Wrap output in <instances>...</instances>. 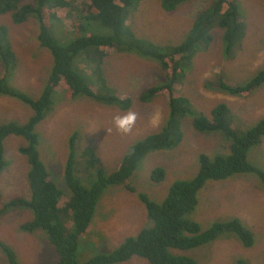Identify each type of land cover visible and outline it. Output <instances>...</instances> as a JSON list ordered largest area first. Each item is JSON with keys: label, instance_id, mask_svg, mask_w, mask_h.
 I'll return each instance as SVG.
<instances>
[{"label": "rangeland", "instance_id": "1", "mask_svg": "<svg viewBox=\"0 0 264 264\" xmlns=\"http://www.w3.org/2000/svg\"><path fill=\"white\" fill-rule=\"evenodd\" d=\"M237 1L246 22L242 47H235L227 53L225 31L215 28L211 45L199 50L190 67L185 69L186 76L179 91L191 101L195 110L209 117L218 105L227 104L232 111L233 127L244 134L264 119V87L242 98L223 93L220 84L224 80L244 86L264 70V0ZM215 2L191 0L173 12H166L161 7V0H144L130 17L129 26L137 38L169 52L187 40L198 15ZM3 26L9 30L12 49L17 57V67L7 78L9 87L31 98H40L51 74L53 58L38 41V22L30 19L16 24L10 14H5L0 15V27ZM74 27L76 25H69L68 30L71 32ZM68 30H65L66 34H69ZM83 34L110 36L113 32L99 22H92L85 24ZM1 64L0 61V78H3ZM79 68L84 72L81 76L86 83L94 87L98 82L91 67L88 70L87 65L81 64ZM103 68L99 75L109 86L111 94L133 97L129 110L137 112L138 119L130 134L119 133L113 123L115 116L129 110L120 109L116 104L100 105L84 98L69 100L66 96H61L54 110L35 127L40 158L65 200L71 195L65 178L67 159L73 153L68 144L75 133L76 164H82L76 170V179L91 189L98 180L99 172L109 175L119 170L130 148L148 135L161 132L169 118V100L165 96H157L149 102L140 100L150 87H158L162 83L161 76L165 72L158 62L135 54L112 52L105 59ZM157 109L161 121L159 126L154 127L149 118ZM31 114L28 105L0 95L1 125L10 121L24 124ZM193 120L188 114L182 116L183 140L178 147L172 150L155 149L141 158L136 173L125 185L136 192H130L123 185H113L101 194L98 210L79 245L80 263L97 256H109L127 239L136 237L143 229L154 227V222L147 218L145 206L138 199V193L160 205L174 184L197 177L202 156L214 159L231 154L223 132H198L193 127ZM26 143L25 138L19 136H9L4 141L8 166L0 173V211L2 205L10 200L30 199V165L27 156L20 152ZM86 147L95 149L100 162L89 164L80 158ZM248 161L264 172V138L261 144L249 150ZM158 169L165 172L160 183L153 179ZM32 219L30 209L24 207L6 211L0 216V242L15 252L20 264H59L53 246L43 231L30 233L20 229L23 223ZM189 219L197 224L200 231H207L217 223L239 219L254 234L255 243L247 248L238 236L225 234L194 249L178 250V256L185 255L198 264H237L239 260H246L248 264H264V183L259 174L234 175L226 180L209 181L200 190L199 204ZM0 263H7L1 248ZM118 264L151 263L133 256Z\"/></svg>", "mask_w": 264, "mask_h": 264}, {"label": "trees", "instance_id": "2", "mask_svg": "<svg viewBox=\"0 0 264 264\" xmlns=\"http://www.w3.org/2000/svg\"><path fill=\"white\" fill-rule=\"evenodd\" d=\"M144 0H0V15L10 14L16 24H23L30 19L38 22V41L47 48L53 58L51 74L43 95L31 98L9 87L8 76L17 67V57L12 49V42L7 27H0V61L4 70L0 78V95L14 98L28 105L32 114L24 124L10 121L0 124V173L8 166L5 161L4 141L9 136H19L26 140L20 152L27 156L30 165L28 184L30 199H13L2 205L0 216L13 209H30L32 220L23 223V232L43 231L53 246L59 264H118L138 256L151 264H198L185 256H178V250L187 251L211 242L225 234L238 236L247 248L254 246V234L239 219L228 223H217L207 231H200L189 216L199 204L200 190L211 180H226L234 175L259 174L264 183V172L252 166L248 161L251 148L262 143L264 138V119L248 132L241 134L233 127L232 111L227 104L218 105L207 116L193 108L191 101L183 97L179 89L199 50L208 48L213 41L212 31L221 28L225 31L226 52L235 47H242L246 36V22L239 10L237 0H216L211 8L202 11L195 20L187 40L180 46L164 52L153 43L139 39L129 26V19ZM191 0H161V7L166 12H173ZM69 25H76L69 31ZM77 22H80L77 24ZM99 22L112 30L110 36L83 34L85 24ZM60 27H63L60 29ZM69 31V34L65 33ZM60 35L62 37H60ZM112 52L130 53L158 62L165 72L158 87H150L140 97L142 102H149L157 96L169 100L170 114L163 129L128 151L119 170L111 174L99 172L98 180L91 189H87L76 179V170L82 164H76L78 152H74L77 133L68 144L71 152L65 166V178L71 195L67 200L50 178L38 150L39 139L35 127L54 110L61 96L67 99L84 98L97 104L111 106L116 104L123 110H129L133 97L129 94H111L109 86L100 76L104 70V61ZM85 64L94 71V87L86 83L81 76L80 65ZM84 73V72H83ZM88 75V74H87ZM264 87V70L253 77L246 85H235L221 80L223 93L247 98ZM190 115L193 127L201 133L223 132L229 144L231 154L226 157H201V170L191 181L174 184L162 204L151 202L138 193L139 201L145 206L148 217L154 227L143 229L136 237L127 239L113 254L97 256L85 263L78 261L79 245L83 235L89 229L98 210L101 194L112 187L125 186L136 173L141 158L152 150H172L183 140L181 118ZM81 159L89 164L100 160L95 149L86 147ZM94 162V163H93ZM165 172L158 169L154 181L162 182ZM130 192H136L125 186ZM10 213V212H8ZM7 263L20 264L15 252L0 242ZM237 264H248L239 260Z\"/></svg>", "mask_w": 264, "mask_h": 264}, {"label": "clouds", "instance_id": "3", "mask_svg": "<svg viewBox=\"0 0 264 264\" xmlns=\"http://www.w3.org/2000/svg\"><path fill=\"white\" fill-rule=\"evenodd\" d=\"M138 119V113L135 111H127L123 115H117L113 118V123L116 127V130L124 135L130 134L135 127L136 121ZM161 121V114L157 109L149 118V122L152 126L157 127ZM154 135V134H152ZM148 135V136H152ZM147 136V137H148ZM145 137V139L147 138ZM143 139V140H145Z\"/></svg>", "mask_w": 264, "mask_h": 264}, {"label": "crops", "instance_id": "4", "mask_svg": "<svg viewBox=\"0 0 264 264\" xmlns=\"http://www.w3.org/2000/svg\"><path fill=\"white\" fill-rule=\"evenodd\" d=\"M147 214V213H146ZM147 218L151 220V218L148 217V214H147Z\"/></svg>", "mask_w": 264, "mask_h": 264}]
</instances>
